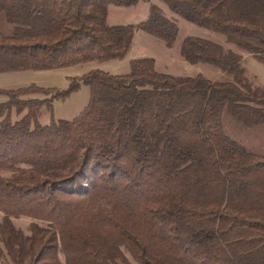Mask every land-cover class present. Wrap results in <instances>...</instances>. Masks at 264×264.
<instances>
[{
  "label": "trees",
  "instance_id": "trees-1",
  "mask_svg": "<svg viewBox=\"0 0 264 264\" xmlns=\"http://www.w3.org/2000/svg\"><path fill=\"white\" fill-rule=\"evenodd\" d=\"M140 1L0 0L11 26L0 73L122 59L139 30L172 46L179 25L156 3L137 24L108 22L110 5ZM160 1L264 62V0ZM181 53L226 78L163 73L147 57L65 90L0 89V264H132L125 250L139 264H264V154L222 122L227 109L264 123V85L215 40L187 35ZM81 83L90 98L76 117L39 121ZM22 216L29 233L14 224Z\"/></svg>",
  "mask_w": 264,
  "mask_h": 264
},
{
  "label": "rangeland",
  "instance_id": "rangeland-1",
  "mask_svg": "<svg viewBox=\"0 0 264 264\" xmlns=\"http://www.w3.org/2000/svg\"><path fill=\"white\" fill-rule=\"evenodd\" d=\"M150 3L161 6L168 16L174 17L179 25V35L172 46L143 30L136 32L133 45L127 55L122 59H113L100 62L91 61L68 67H60L45 70H28L17 72L0 73V89H15L19 87L37 84L43 87H52L59 90L68 89L72 79L79 78L85 73L102 69L111 73L126 74L131 70V61L139 58L153 57L156 60V69L163 73L177 76L204 75L215 80L224 79L226 75L214 65L204 63H191L181 53L183 39L187 35H197L215 40L227 48H231L242 55V64L248 78L257 85H264V62L250 53H247L226 42L225 38L215 32L199 27L181 17L173 14L168 7L160 0H141L137 5L130 7L109 6L108 22L110 24L139 23L147 19ZM0 30L8 33L11 26L0 13ZM45 97V95H40ZM90 98V87L81 83L79 88L65 98H54L51 109L44 106L41 109L39 121L48 123L53 117L73 119L87 105ZM7 99V96L0 94V102ZM223 127L225 133L233 140L240 143L245 149L264 154V123L256 126L245 125L234 117L229 110L223 112ZM30 217L22 216L14 218L17 228L29 233L31 222ZM128 259L132 264H139L125 250ZM65 261L64 255H60Z\"/></svg>",
  "mask_w": 264,
  "mask_h": 264
},
{
  "label": "crops",
  "instance_id": "crops-1",
  "mask_svg": "<svg viewBox=\"0 0 264 264\" xmlns=\"http://www.w3.org/2000/svg\"><path fill=\"white\" fill-rule=\"evenodd\" d=\"M163 3V2H162Z\"/></svg>",
  "mask_w": 264,
  "mask_h": 264
}]
</instances>
